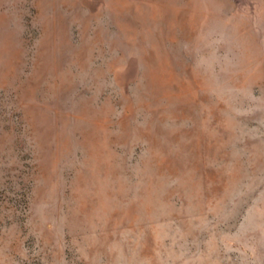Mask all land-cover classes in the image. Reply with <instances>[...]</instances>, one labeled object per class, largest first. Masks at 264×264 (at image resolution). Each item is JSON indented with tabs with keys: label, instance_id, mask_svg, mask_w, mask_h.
I'll return each mask as SVG.
<instances>
[{
	"label": "rangeland",
	"instance_id": "1",
	"mask_svg": "<svg viewBox=\"0 0 264 264\" xmlns=\"http://www.w3.org/2000/svg\"><path fill=\"white\" fill-rule=\"evenodd\" d=\"M0 264H264V0H0Z\"/></svg>",
	"mask_w": 264,
	"mask_h": 264
}]
</instances>
